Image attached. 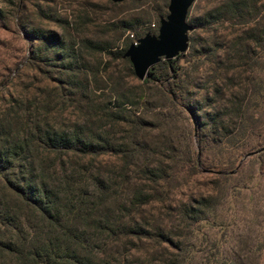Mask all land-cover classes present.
Masks as SVG:
<instances>
[{
	"label": "trees",
	"instance_id": "trees-1",
	"mask_svg": "<svg viewBox=\"0 0 264 264\" xmlns=\"http://www.w3.org/2000/svg\"><path fill=\"white\" fill-rule=\"evenodd\" d=\"M23 1L9 4L26 53L0 92L19 66L47 87L1 99L0 264H264V0H198L188 50L134 90L118 76L102 106L82 49L134 81L124 53L156 31L119 21L133 33L117 51L42 5L61 32L29 22Z\"/></svg>",
	"mask_w": 264,
	"mask_h": 264
},
{
	"label": "rangeland",
	"instance_id": "rangeland-1",
	"mask_svg": "<svg viewBox=\"0 0 264 264\" xmlns=\"http://www.w3.org/2000/svg\"><path fill=\"white\" fill-rule=\"evenodd\" d=\"M11 1L12 3L15 2V0H0V8L5 14L0 19V81L8 73L15 72V66L22 61L26 53L25 41L14 31L12 25L13 7L9 4ZM108 2L107 0H45V3L42 4L41 0H25L23 4L27 7L29 22L61 32L58 25L38 17L36 14L37 6L42 5L48 14L56 13L63 19H69L72 22V27L74 29L77 27L82 39L112 45V47H116L114 50L117 51L123 49L126 39L130 38L133 32H122L112 25H117L119 21L139 20L142 22L136 30L137 34L145 29H152L157 33L156 22L159 23V19L156 18L154 10L161 12L166 10L167 12V8H163L160 0H147L140 3L127 1L119 6H111ZM203 5L204 1L193 2L188 17L189 24H192L191 21L201 11ZM82 50L85 59L83 64L86 65L87 71L97 73L96 84L92 79L94 89H99L94 94L95 105L102 106L104 103V96L102 95H107L109 89L114 87L112 81L114 83L118 76L124 78L122 81L124 89L134 90L140 84V81L135 77L133 81L128 76L125 66L120 61H111L107 59L104 53H94L88 49ZM19 69L20 72L12 84L0 92V103L3 97H7L8 93L19 90L37 92L47 87L41 76H38L34 71L25 66H19ZM40 80L43 82L39 83ZM70 114L72 121L89 117L87 110L82 113ZM65 122L67 125L68 122ZM261 164H264V157L261 159ZM258 166L259 164L250 167L249 170L254 172ZM260 182L259 190L261 191L264 188V178ZM223 216L225 215L223 214Z\"/></svg>",
	"mask_w": 264,
	"mask_h": 264
},
{
	"label": "water",
	"instance_id": "water-1",
	"mask_svg": "<svg viewBox=\"0 0 264 264\" xmlns=\"http://www.w3.org/2000/svg\"><path fill=\"white\" fill-rule=\"evenodd\" d=\"M107 1L120 4L126 0ZM167 2V15L159 20L157 34H146L136 44L129 46L124 53V58L128 59L132 67L134 77L140 82L147 77L149 70L162 60L171 61L188 50V34L192 27L187 23V15L194 1L167 0ZM262 150L249 153L244 159Z\"/></svg>",
	"mask_w": 264,
	"mask_h": 264
},
{
	"label": "built area",
	"instance_id": "built-area-1",
	"mask_svg": "<svg viewBox=\"0 0 264 264\" xmlns=\"http://www.w3.org/2000/svg\"><path fill=\"white\" fill-rule=\"evenodd\" d=\"M136 44V43H135Z\"/></svg>",
	"mask_w": 264,
	"mask_h": 264
}]
</instances>
